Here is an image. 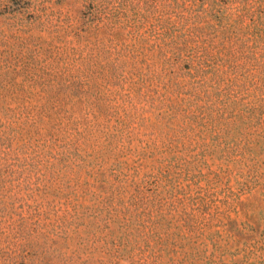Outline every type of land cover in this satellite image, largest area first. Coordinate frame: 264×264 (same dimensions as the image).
I'll list each match as a JSON object with an SVG mask.
<instances>
[{
  "label": "rangeland",
  "instance_id": "obj_1",
  "mask_svg": "<svg viewBox=\"0 0 264 264\" xmlns=\"http://www.w3.org/2000/svg\"><path fill=\"white\" fill-rule=\"evenodd\" d=\"M0 264H264V0H0Z\"/></svg>",
  "mask_w": 264,
  "mask_h": 264
}]
</instances>
